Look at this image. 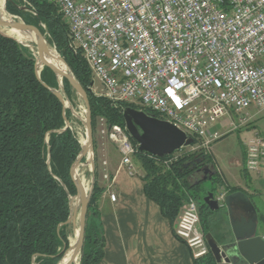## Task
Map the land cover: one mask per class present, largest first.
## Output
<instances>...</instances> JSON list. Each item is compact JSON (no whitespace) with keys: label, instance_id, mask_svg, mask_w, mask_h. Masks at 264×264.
I'll return each mask as SVG.
<instances>
[{"label":"built area","instance_id":"1","mask_svg":"<svg viewBox=\"0 0 264 264\" xmlns=\"http://www.w3.org/2000/svg\"><path fill=\"white\" fill-rule=\"evenodd\" d=\"M49 1L69 26L70 46L82 52L112 101L150 109L204 145L221 137L213 126L223 117L239 115L243 125L250 108L264 113V0ZM99 121L121 165L136 174L139 145L126 125ZM244 146L245 168L257 171L264 164V136L255 134ZM104 178L111 181L108 173ZM228 193L217 189L220 209L227 208ZM110 197L117 199L113 192ZM174 231L194 259L210 253L195 199L186 202Z\"/></svg>","mask_w":264,"mask_h":264},{"label":"trees","instance_id":"2","mask_svg":"<svg viewBox=\"0 0 264 264\" xmlns=\"http://www.w3.org/2000/svg\"><path fill=\"white\" fill-rule=\"evenodd\" d=\"M28 1L35 14L23 0H7L6 8L27 23L38 26L45 23L49 42L56 46L88 91L93 131L101 117L107 126H125L123 111L126 107L143 109L161 118L156 112L134 103L114 102L95 95L90 89L93 83L91 69L82 52H75L70 46L69 26L59 7L49 0ZM36 62L29 46L0 33V264H58L62 257L64 260L69 247L64 222L70 216V195L77 193L71 168L82 145L75 131L66 128L64 113L71 123V109H64V104L50 89L58 87L56 74L44 66L39 78ZM63 81L67 95L71 96V84L67 79ZM171 156L157 158L142 151L135 156L145 171L146 195L159 204L171 223L180 215L187 191H205L202 185L187 179L190 166L197 159L214 167L213 188L224 186L229 193L239 190V187L223 183L210 153L201 152L189 164H185L184 160L188 158L185 157L168 167L162 165ZM102 189L96 173L80 264H95L105 254L103 223L96 206L97 194ZM201 192L197 195L202 199L204 192ZM200 216L201 223L205 222L202 225L204 232L216 236L219 232L216 230L221 228L225 218L224 211H213L202 200ZM194 264L217 263L210 251L204 257L195 258Z\"/></svg>","mask_w":264,"mask_h":264},{"label":"crops","instance_id":"3","mask_svg":"<svg viewBox=\"0 0 264 264\" xmlns=\"http://www.w3.org/2000/svg\"><path fill=\"white\" fill-rule=\"evenodd\" d=\"M246 113L252 127L240 130H245V135L241 138L242 152L234 158L236 166L228 170L221 168L213 154V144L210 154L223 183L239 187V190L250 197L257 210L258 233L263 237L264 164L257 171H248L245 168L244 141L255 134L264 136V113H256L254 107ZM213 130L219 131L214 128ZM102 145L104 147L101 148L98 182L103 189L97 194L96 206L103 223L105 254L95 264H194L191 250L174 231L179 216L171 223L163 215L159 204L146 195L142 171L136 168V174L130 175L127 168L121 165V155L117 147L116 155L112 142ZM103 151L107 153L104 155ZM212 169L214 171V167ZM106 173L111 176V181L104 178ZM112 192L117 195L115 201L110 197ZM224 214L230 229L227 208Z\"/></svg>","mask_w":264,"mask_h":264},{"label":"water","instance_id":"4","mask_svg":"<svg viewBox=\"0 0 264 264\" xmlns=\"http://www.w3.org/2000/svg\"><path fill=\"white\" fill-rule=\"evenodd\" d=\"M5 0V7H6ZM7 10V8H6ZM0 26L12 27L18 30H31L37 35L35 42L38 49L39 60L37 59V75L40 78V72L44 66L50 67L54 73L61 75L62 79L59 81L60 88H51V91L64 104V109L72 107L67 105V101L61 91L63 86V79H67L72 88L80 95L86 106L85 125L87 129L86 144L82 146L81 152L76 158L72 168L71 176L76 185L77 193L70 196V216L64 222L68 225L70 223L78 225L79 234L75 245L69 244L67 251L72 249V255L64 264H72L80 257L84 246L85 230L87 224V215L90 199L94 189L96 180L95 173L90 189L88 190L82 183L76 180L75 173L82 164L83 158L91 153V167L95 170L93 162L94 153V131L92 125V110L89 100L88 91L76 78L68 63L56 51L58 58L65 66V69H60L58 66L47 61L46 55L51 56L48 46H50L45 35L35 26L25 23L17 19L4 20L0 18ZM0 33L5 36L12 37L20 43L32 47L28 43H24L14 36L8 35L0 28ZM51 47V46H50ZM41 63V64H40ZM40 64V65H39ZM66 128L71 127L70 120L64 113ZM123 117L126 128L130 136L138 143L139 150L147 152L157 158H163L167 155L173 154L175 151L184 146L192 145L195 142L193 136L188 135L185 131L169 122L168 120L159 118L144 110L133 107H126L123 111ZM210 170V169H207ZM208 172V171H207ZM215 172L211 170L207 176L196 181V185H201L202 181L211 179ZM217 188H211L206 191L202 197L203 202L213 210H219L218 201L215 199ZM72 197V199H71ZM74 198L77 199V204L74 206ZM227 213L230 222V229L220 228L218 237L212 232L206 233V239L210 247L211 253L217 264H264V238L258 233V215L257 210L251 201L250 197L244 191H235L228 193L226 196ZM79 217V220H78ZM66 251V252H67ZM65 252V254H66ZM62 259L58 264H61Z\"/></svg>","mask_w":264,"mask_h":264},{"label":"rangeland","instance_id":"5","mask_svg":"<svg viewBox=\"0 0 264 264\" xmlns=\"http://www.w3.org/2000/svg\"><path fill=\"white\" fill-rule=\"evenodd\" d=\"M23 3L26 6L31 7V12L33 14H35L34 7L30 3V1L23 0ZM7 12L11 16H13L14 19L24 21L25 23H27L19 15L12 14L8 10H7ZM27 24H30V23H27ZM30 25L37 27L45 35L46 39L49 42V34H48V31H46L45 23L41 22L39 24V26L43 27L44 31H42L38 25H34V24H30ZM49 44L55 51L58 52V50L56 49V46L54 44H52L50 42H49ZM30 50L33 53V55L36 56V58L38 59L39 55H38V49L36 47V44L33 43V47H30ZM56 77H57V75H56ZM57 81H58V77H57ZM93 81L95 84V86H94L95 91L93 93L97 96H104L103 92L101 90L100 84L97 81H95V79H93ZM63 85H64V81H63ZM57 88H60L59 81H58V87ZM72 90H73V92H72L71 96H68L66 91H65V88H61V91H62L66 101L68 102V105L72 107L71 128L75 131L76 135L78 136V138L80 140L81 145L83 146L82 140L84 138L87 139V129H86V125H85L86 106H85L83 99L80 97V95L73 88H72ZM242 116H247V113L243 114ZM238 117H239V115H235V114L231 113L230 116L227 115V116L223 117L213 126L214 129L219 130V132L221 133L220 138L212 141L208 145H204L201 140H197L192 145L185 146V147L175 151V153H173L169 159L164 160V162H162V165H165L166 167H168L170 164L177 163V161H179L185 157H188L186 160H184L185 164H189L190 162H193L194 159H196V157L201 152L210 153L211 152V145L213 144L212 145V151H213V154L218 159L219 166L221 168H223L224 170L233 169V167L236 166L234 164V158H236L242 152L241 138L245 135V130L242 132L240 130L252 127L250 120H248L243 125H241V124L239 125V123L237 121ZM231 120H234L233 125H230ZM234 127H236V128H234ZM101 128H102V125L100 124V121L98 119V121L96 123L95 131H94L93 162H94L95 170L92 171V167H91L92 165L88 161L87 157H85L84 160H82V164L79 167V171H80L82 177L84 178V184H85L86 188L88 187L87 188L88 190L90 189L91 184H92L93 174L95 173V177H96V173H97V178H98L99 172L101 171L100 155L102 153V149H101L103 146L102 143L105 144L108 141L112 142L110 139H108L107 137H105L101 133ZM112 143L114 144L112 146L114 154L117 155L118 154V152L116 150L117 146L114 142H112ZM103 153L105 155L107 152L103 151ZM134 164H135L136 168L138 169V171L141 170L143 175H144L145 171L142 168L141 162L137 158H134ZM208 166H210L211 169L213 167L211 164H208ZM187 179H189V176ZM189 181H190V183H194V180L192 181L189 179ZM213 184L214 183L211 181V179H206V180L202 181V184H201L202 188H204L205 191H202V192H201V190H199V192H198V190H191L189 192L187 191V200L184 202L182 209L186 205V202L191 198L197 200L199 207H200L202 199L199 197L200 195L198 196L197 194H200V192L201 193L204 192L203 195H205L207 190H209L210 188H213L212 187ZM219 187H224V186H219ZM70 196H74V195H70ZM71 199H72V197H71ZM74 200H77V199L74 198ZM182 209H181V211H182ZM221 210L225 211V209H221ZM78 220H79V217H78ZM204 224H205V222L203 224L201 223V226ZM215 225L219 226V224H217V223ZM74 227L75 226L72 223L67 225L66 230L68 232V239H69V236L73 233ZM221 227L222 228L225 227V228L229 229L228 222L226 221L225 218L223 219V222H221ZM219 230L220 229H218L216 231H219ZM69 244H70V242H69ZM82 251H83V249H82ZM81 256H82V253L79 257V264L81 263Z\"/></svg>","mask_w":264,"mask_h":264},{"label":"bare ground","instance_id":"6","mask_svg":"<svg viewBox=\"0 0 264 264\" xmlns=\"http://www.w3.org/2000/svg\"><path fill=\"white\" fill-rule=\"evenodd\" d=\"M0 18L4 19V20H14V17L11 16L6 10L5 0H0ZM0 28L6 34L14 36L15 38L19 39L20 41H22L24 43L31 44L32 47H33V43L35 44V42L37 40V35L31 30H25V31L24 30H18V29L12 28V27H7V26H0ZM48 48H49V51L51 52V56L46 55L47 61L51 62L52 64L58 66L60 69L64 70L65 66L62 63V61L59 60L56 51L50 46H48ZM38 60H39V58H38ZM58 77L60 80L62 79L61 75H58ZM67 105H68V102H67ZM82 144L83 145L86 144L85 138L82 140ZM86 157L88 158V161L91 162V157H92L91 153H89ZM75 177H76L77 181H79L80 183H82L85 186L84 178L82 177L79 169L76 170ZM76 204H77V200L74 201V206ZM78 234H79V228H78V225H75L73 233L69 236V242L71 245H75V243L77 242ZM72 251L73 250L70 249L69 251L66 252V255L64 257V260L62 261V264L66 263L69 260V258L72 255ZM72 264H79V258H77Z\"/></svg>","mask_w":264,"mask_h":264},{"label":"flooded vegetation","instance_id":"7","mask_svg":"<svg viewBox=\"0 0 264 264\" xmlns=\"http://www.w3.org/2000/svg\"><path fill=\"white\" fill-rule=\"evenodd\" d=\"M190 169L191 173L189 175V179L192 181L194 180V183H196L197 180L203 178L204 176H207L208 172L212 170L210 166L202 164L198 159L191 164Z\"/></svg>","mask_w":264,"mask_h":264}]
</instances>
